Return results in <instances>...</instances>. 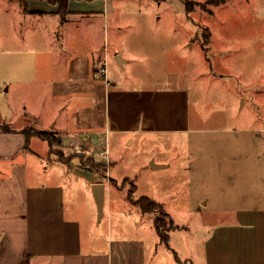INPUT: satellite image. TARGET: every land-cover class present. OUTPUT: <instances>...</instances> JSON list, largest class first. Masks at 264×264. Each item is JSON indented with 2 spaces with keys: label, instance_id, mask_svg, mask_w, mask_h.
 I'll return each mask as SVG.
<instances>
[{
  "label": "crops",
  "instance_id": "obj_1",
  "mask_svg": "<svg viewBox=\"0 0 264 264\" xmlns=\"http://www.w3.org/2000/svg\"><path fill=\"white\" fill-rule=\"evenodd\" d=\"M210 1H187V14H164L165 28L154 30L146 14H107L110 0H69L66 16L47 0H1V13L19 26L11 43L22 61L30 54L36 62L34 77L22 73L4 89L21 95L22 104L9 102V117L0 112V264H264V86L257 70L264 60L258 29L264 0H243V24L225 14L230 23L222 31L215 27L220 14L202 5ZM226 2L217 6L231 13ZM188 21L197 28L185 40L180 27ZM191 40L211 54L201 52L193 90L185 71L193 67L186 57ZM222 51L235 55L226 59ZM49 53L44 70L52 72L53 91L44 101L37 86L43 87L42 55ZM111 64L129 70L113 84ZM161 69L166 78L158 84L165 86L154 87L148 76ZM73 98H79L76 106ZM42 100L51 111L41 112ZM26 130L49 134L72 162L57 159L35 133L26 147ZM113 134L129 146L148 147V162L158 166L151 169L168 171L163 197L137 196L134 184V200L149 197L162 209L144 212L130 190L116 188ZM82 156L106 169L83 166ZM80 182L95 210L77 200ZM172 208L213 215L198 223L199 250L190 257L179 256L174 245V235L189 227L175 224ZM162 213L172 224L167 242L158 230Z\"/></svg>",
  "mask_w": 264,
  "mask_h": 264
},
{
  "label": "rangeland",
  "instance_id": "obj_2",
  "mask_svg": "<svg viewBox=\"0 0 264 264\" xmlns=\"http://www.w3.org/2000/svg\"><path fill=\"white\" fill-rule=\"evenodd\" d=\"M51 4L58 5L59 7V14H61V9L60 5L54 2H51L47 0ZM184 1L185 3L183 6L180 4V1H173V0H110L107 14H146L153 22L155 23V26H152L154 30H161L165 28L164 21H163V15L164 14H187L186 10V5H190V0H181ZM217 1H210L209 3H204L202 4L204 8L208 7L209 9L211 8L212 10L214 9L215 14H220L219 15V20L215 22V27L218 31L226 30L229 28V19L228 15L225 14H231L233 19L238 20L240 24H243L244 22V14L242 10V5H243V0H227L225 3V6H230L234 10L231 13H225V11L221 10V6H217ZM1 3V0H0ZM192 3V2H191ZM195 8H197V5L192 3ZM192 5V6H193ZM190 9V8H189ZM24 10L26 11L27 8L25 7ZM70 9H68V14H70ZM224 14V16H223ZM262 16V14H261ZM263 18V17H262ZM19 17L16 16V22L18 21ZM233 25L235 24L234 22H231ZM259 24V23H258ZM18 27H15L10 20H6V14H2L0 11V112L4 115V117H9L10 114L12 113L10 107H9V102H15L18 105H21L22 102V96L20 97L17 95V93H12V94H7L5 93V88L7 84L10 82H15L19 79L20 74L26 73V75L30 77H34L35 75V58L34 55H26L24 56V60H21V55L19 54V46L14 45L11 43V38L14 35H17ZM195 28H197V25L194 22H187L185 24L181 23L180 31L181 35L185 37V40H189L192 38L193 33L195 32ZM199 28V27H198ZM259 36H260V45L261 48L262 42H263V32H264V23L260 21L259 24ZM129 32V30H126ZM188 46V51L186 53L187 57V62L188 65L191 64L193 67L189 68L186 71V76L189 77L188 84L189 87L193 90L194 87V79H195V70H201L200 69V64H201V59L203 57V54H208L210 57L211 54L207 53V51H202V47L200 44H195L194 41L191 40L189 41ZM202 52V53H201ZM226 52L222 51L221 54L223 57L231 58L235 54L233 53H228L225 54ZM42 78H43V87H41V90L39 86L38 92L43 93L44 101L47 100V95L53 91L52 88V80H53V75L50 70H44L47 67V63L51 64V61L53 59V55L49 54H43L42 55ZM26 62L24 67H22V63ZM262 63L260 68L258 67V72L259 78H260V87L263 88L264 86V60L263 58L261 59ZM198 66L199 68H196ZM109 70V77L111 79V84L113 82H117V80L123 79L124 76L129 72V70H125L122 68H116L111 64L108 66ZM134 69L132 68V71ZM165 69L161 70H154L151 74H149L148 79L151 82H154V87H160V86H165L164 84H158L163 81H165L166 74H165ZM97 74L100 75V80L104 81L105 78L100 74L99 71H97ZM129 76V74H128ZM33 79V78H32ZM123 85L125 84V81H122ZM32 86H35L33 84ZM13 89H18V85L14 84ZM20 88V87H19ZM30 99L32 96L33 92H30ZM104 92V91H103ZM41 93V94H42ZM103 96V94H101ZM103 99V98H102ZM39 101L37 102L39 105L42 106L41 112L51 111V107L44 105V101ZM77 103H79V98H73L72 100V105L76 106ZM26 104L30 106L32 104V100L26 101ZM35 106V104H34ZM100 109H103V105L100 102ZM262 109V108H261ZM58 111V110H57ZM2 128H7L2 127ZM1 128V129H2ZM104 145V146H103ZM102 145L100 144L101 151H103L102 147H106V141ZM111 146L114 151V155L117 157V160H112L113 164L111 165V172L112 176L119 180L118 184H116V188H121V190H133L134 189V184L138 186V190L136 192L137 196H142L144 193H148L150 195H160V197H163L164 195V190H166V186L168 184L169 176L168 171L163 170V169H157L153 170L151 169V165L148 162L149 161V154H151V150L148 149L146 146H137L136 142L132 144V146L128 145V142L125 143V138L124 137H119L118 135H112L111 136ZM61 151L64 154V157L67 159L63 160L62 157H60L58 154H56V158L59 159L60 161H68L70 157H67L65 154V151H63L61 148L56 149ZM117 154V155H116ZM157 154V153H156ZM158 156L157 159L161 160L162 155L157 154ZM162 161V160H161ZM94 162V161H93ZM92 160H90V163L94 168L100 169L101 173L104 171L102 170L101 166L98 165V163H93ZM83 179L85 183L89 182L90 180V175L89 173H85ZM108 176V173L106 174ZM127 179L124 180L123 179ZM180 177V176H179ZM192 177V181L190 182L191 186L187 187V190H190L192 192V198L195 195L196 189H195V181H194V176ZM173 178V177H172ZM107 182L109 183V179H107ZM83 185L79 184V186H75V192L77 195V200L80 202V205H87V207L91 206L94 210L96 209V203L93 202L89 204L88 200L86 199L87 193L85 194L83 191ZM193 190V191H192ZM171 211H174V213L171 215V217H176L177 220H175V224H180V225H186L189 227L186 231L181 229L179 232L174 235V245L177 249V252L179 256L182 258H187L190 257V255L193 254L194 251L197 249L199 250V247H197L194 243L195 240V235L198 223H205L209 222L213 219V215L211 213H204L199 216L198 213L194 212V210L190 208L182 209L181 210H175L172 208ZM215 217V215H214ZM160 225L162 226V232L165 233L166 231L169 230V225L171 224L168 220H166V215L165 214H160ZM172 225V224H171Z\"/></svg>",
  "mask_w": 264,
  "mask_h": 264
},
{
  "label": "trees",
  "instance_id": "obj_3",
  "mask_svg": "<svg viewBox=\"0 0 264 264\" xmlns=\"http://www.w3.org/2000/svg\"><path fill=\"white\" fill-rule=\"evenodd\" d=\"M49 1L57 3L60 5L62 16H66L68 14L69 0H49ZM2 130L6 131L5 128H2ZM34 133L35 132L33 130H26L25 131V134L27 136L26 137L27 138L26 147L29 146L30 138L34 135ZM35 134L40 135L44 140L48 141L51 148L53 149V151L56 154H58L60 157H62L63 160L67 159L66 157H64V154L61 151L56 150V147L60 145L59 141H57L56 139L52 138L49 134L44 133V132H36ZM69 157H70V159H68L67 162L64 161L67 164H70L72 162V159L74 158V156H69ZM82 160H83V166H90V168H92V169H97V168H94L90 163H88V162H90V160H92V162L94 161L93 163H96L92 157L86 158L85 156H82ZM98 165L101 166L103 171L106 169L105 164L98 163ZM133 193H134V189L130 190L129 198L134 202V204L138 205L144 212H153L157 209H162V206L159 203H157L156 201L152 200L149 197H141L138 200H134L133 199ZM159 224H160V221H158V230H159L160 236L164 241L167 242L168 241L167 231L165 233H163L162 232V226Z\"/></svg>",
  "mask_w": 264,
  "mask_h": 264
},
{
  "label": "water",
  "instance_id": "obj_4",
  "mask_svg": "<svg viewBox=\"0 0 264 264\" xmlns=\"http://www.w3.org/2000/svg\"><path fill=\"white\" fill-rule=\"evenodd\" d=\"M151 166L153 168H157L158 166L154 165L153 163L151 164ZM103 186L98 184L97 186H95L94 188V193L95 196L97 197V200L99 202V205H103V192H102Z\"/></svg>",
  "mask_w": 264,
  "mask_h": 264
},
{
  "label": "built area",
  "instance_id": "obj_5",
  "mask_svg": "<svg viewBox=\"0 0 264 264\" xmlns=\"http://www.w3.org/2000/svg\"><path fill=\"white\" fill-rule=\"evenodd\" d=\"M100 74H102L103 77H106V69L103 67L99 70Z\"/></svg>",
  "mask_w": 264,
  "mask_h": 264
}]
</instances>
